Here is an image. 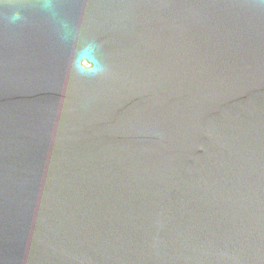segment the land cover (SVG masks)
<instances>
[{"label":"water","instance_id":"95a60500","mask_svg":"<svg viewBox=\"0 0 264 264\" xmlns=\"http://www.w3.org/2000/svg\"><path fill=\"white\" fill-rule=\"evenodd\" d=\"M0 264H264V0H0Z\"/></svg>","mask_w":264,"mask_h":264}]
</instances>
